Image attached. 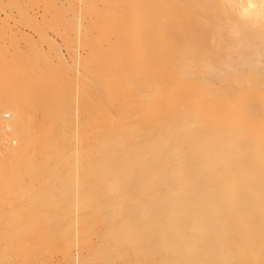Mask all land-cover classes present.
<instances>
[{
    "label": "bare ground",
    "instance_id": "obj_1",
    "mask_svg": "<svg viewBox=\"0 0 264 264\" xmlns=\"http://www.w3.org/2000/svg\"><path fill=\"white\" fill-rule=\"evenodd\" d=\"M226 4L237 6L236 12L228 14ZM78 12L79 34L87 50L83 60L79 58V66L95 86L99 102L106 109L110 105L108 110L112 108L118 122L112 121L111 113L108 112L109 118L100 110L98 101L88 100L90 95L80 84L83 94L88 95L84 101H88H79L83 106L74 114L78 113L81 121L75 115L72 121L81 122V128L77 138L74 130L75 134L70 135L66 117L62 120L65 124L57 123L61 113L65 115L73 109L72 85L52 91L42 74L31 78L29 102L9 94L10 91L0 96V132L4 135L0 142L12 144L0 147V217L10 214L9 220L0 221V238L5 241L11 236L13 241H6L15 242L6 248L12 252L29 248L19 232H27L30 224L36 236L41 234L40 227L50 233L55 230L54 224L56 228L61 225L67 234L62 237L67 239L73 236L68 235L76 224L74 240L78 241L73 244L78 242L77 246L85 250L89 262H84L88 263L264 264V163L254 166L253 160L245 158L246 152L241 150L244 147L238 149L236 145L234 150H227L234 145L226 142L231 145L227 148L222 142V147L217 136L214 142L219 144L208 142L210 136L205 133L221 132H215L213 127L210 132H200L205 124L201 130L198 126L189 131L188 125L183 127L187 119L179 118L184 123L180 121L179 128L189 131L181 135V129L170 125L171 117L175 119V114L177 117L187 110H172L168 123L166 107L163 110L161 105L176 82L167 73L172 60L200 55L205 39L224 38L227 33L224 36L219 30L212 36L204 35L218 16L227 20L230 15L253 21L263 19L264 0H80ZM188 25H192L191 30ZM59 69L58 74L51 72L47 76L71 82L67 71ZM157 86L162 87L153 92ZM142 92L148 100L147 113L141 111L145 105L139 100ZM58 95L63 102H58ZM181 100L186 101L181 98L175 102L179 109ZM199 107L193 108L202 114L201 104ZM197 113L193 116H199ZM37 118L42 123L39 131H34L38 128L34 129ZM141 126L147 128L146 132ZM199 132L202 138L207 135L205 142ZM72 140L82 145L72 146L77 148L75 152L74 148L71 150L74 160L67 162L73 153L66 155L67 145L63 148L62 143L68 141L70 147ZM4 149H8V154H3ZM237 159L243 163L237 164ZM69 163L77 168V172L72 171L77 173L74 185L79 188L76 191L74 187L75 194L70 191L74 176L69 182L67 172L60 178L55 171L58 164L65 168ZM238 178H244L243 183ZM13 200L18 201L17 205L6 210ZM72 207L81 213H59L71 212ZM17 234L20 240H16Z\"/></svg>",
    "mask_w": 264,
    "mask_h": 264
},
{
    "label": "rangeland",
    "instance_id": "obj_2",
    "mask_svg": "<svg viewBox=\"0 0 264 264\" xmlns=\"http://www.w3.org/2000/svg\"><path fill=\"white\" fill-rule=\"evenodd\" d=\"M79 1L78 0H0V72H1L0 96L5 94V92L6 94H8L10 91L9 94L14 93L13 95L20 96L21 100L25 102H29V100H31L30 81L32 77H35L38 74H42L43 78H45L46 85L49 88H51L52 91L58 87L63 86L62 88L65 89L72 85L71 86L72 97L74 96V98H76V99L73 98V102H74L73 109L69 111L70 113H68V111L65 112L66 116L63 113H61L60 114L61 117L60 119H58L57 125L60 126L61 124H65L64 121L66 117V126L67 129L69 128V134L74 135L76 133L74 135L76 138H77L76 135L78 134L81 128V127L78 128L81 122L76 123L74 120L77 118L80 106L81 105L83 106L82 102L79 101L83 100V103L85 104V102L93 98L92 101L93 100L98 101L100 110L103 111L105 114H107V116L110 115L109 113H111V111L113 112L111 107H110L111 111H109L110 109L108 110L110 106L109 104H108V108L106 109L99 102L98 100L99 96L97 94L95 86L89 82L90 80L88 76L83 72V67H80L82 65L79 66V62H80L79 58L83 60V57L87 52L86 48L82 44V37L79 34V29H80L78 25V20L80 18L79 17L80 14L78 16V13H80L78 12ZM237 8H238L237 6L233 8L228 4L225 5L226 11L229 12L228 14L235 13ZM255 8L256 6L250 7L249 10L253 11ZM230 16L231 18H229V20H227L226 17L221 18L222 16H218L217 18H215L217 20L208 26V31H206L207 33L204 34L206 35V37L212 36V34L216 33L217 30H219L224 33V36L225 33H227V35L224 38H222L221 40H215V39L210 40L209 38L205 39L202 47V50L204 49V51H201L202 53L200 55L194 54L193 56L195 60L193 59L192 54H190L192 57L191 56L188 57L186 55L187 57L184 56V58L182 56V57H178V59L177 58L175 60L173 59L175 62H173L172 60L171 62L172 65L170 63L171 66L169 65L170 67L169 66L167 67V73L170 75L169 77L171 81L173 82L174 80H176V82L174 81L175 83H173L172 88L170 90L171 92L168 95V97L166 96L162 98L167 103L168 102L169 103L167 104L165 103V101L162 102V99L159 102H162L161 105H163L162 106L163 110L166 107V110H164V112L166 113L165 115H167L168 117L167 118V120H169L168 123L169 122L171 123V118L174 120V121L172 120V123L170 124L172 125V128L175 127L174 129L177 130L178 127V129H181L182 128L181 125L185 123L183 127L188 125L186 126L187 130L191 131L190 130L191 128L193 131V128L194 127L196 128L198 126L199 128L201 127L200 128L201 130L202 126L205 124V126H203L204 129H202L203 131L202 130L200 131L202 133L203 132L205 133V131L210 132L212 130L211 127H213L214 128L213 130L215 132L218 131L221 132V134L220 133L213 134V131L212 133L209 134L205 133L209 135L211 138L207 140L208 142L210 140V142L212 141L213 143H215L214 141H217L216 138H218V140L220 139L221 141L220 144L222 142L224 144H226V142H230L231 145H234L233 147H231V145L227 143L226 144L227 146L226 145L225 146L227 148L229 146L231 147L228 148L227 150L230 149L234 150L236 145H237L236 148L238 149L244 147V149L241 150L246 152L245 158L248 157L250 160H253L254 163L252 164H254V166L258 167L260 165L261 167L263 166L264 163V36H263L264 18L263 19L258 18L257 21H253L251 19H248L249 17L239 18V17H232V15ZM191 26L192 25H188L187 29L191 30ZM58 56H60L61 58ZM195 57H197V60ZM57 60L61 62L59 63ZM183 61L184 62L189 61V63L187 62L184 63ZM177 62L179 66H177L178 65ZM190 63L192 66L190 65ZM184 65L186 66V68L183 67ZM60 67L64 71H67L65 72V74L66 73L69 74L68 77L71 80V82L69 81L65 82L64 79L63 80L58 79V77H56L53 73L52 74L55 76L54 77L55 79L53 78V80H51L50 78L51 75L47 76V74L48 73L51 74V72H55V74H58ZM171 67L173 68L176 67V69H173ZM49 70H54V71H49ZM59 80L61 81V84H59ZM63 83H67V84H63ZM80 86L82 89H84L86 94L90 96L86 94L84 95L83 94L84 91L82 92V89L79 88ZM76 87H78L77 93H76ZM84 87L88 89L86 90ZM158 87L161 89L162 86L155 87L153 92H157L158 90H160L158 89ZM179 90L184 91V93L179 92ZM79 92L80 94L82 93V95H80ZM86 96H88L87 97L88 100L84 101ZM146 98H147L146 94L142 92V94H140L139 100L141 102L140 103L141 105L142 103H145V105L143 104L144 110L143 108H141V111L147 113L149 111V108L146 107V103H148L147 102L148 100L146 101ZM177 98L179 99V101L181 98H183L184 100L186 99L185 102L183 100H181L183 101V103L180 102V107L182 106L185 109H183L182 107H181L182 109L181 108L179 109L178 108L179 105L178 107H176L177 105L176 103L178 101ZM175 99L177 100L174 101ZM62 100H63L62 97L58 95V102L59 103L63 102ZM159 102L157 103L158 105H160ZM186 102L188 103V105ZM75 103H79V106L78 104L76 105ZM200 104H201V108H203V110H201L202 114L194 109L195 106L196 109H199ZM174 109L176 111H179V113L181 112V110L182 112L186 110L187 111L184 113H180L181 115H178L179 117L178 116L176 117L175 114V119H174L173 115L170 118L171 112H173L172 110ZM175 110L174 113H176ZM75 112L78 113H76L75 115L74 114ZM1 113H3L2 108H0V114ZM195 113H197L196 116L199 115L201 118L204 117L203 120L200 119L199 116L194 117ZM113 114L110 115L112 121L118 122L119 117L114 116L116 115V113L114 115ZM68 115H70L71 117ZM74 115L76 116L75 119L73 118L75 117ZM186 115L190 117L187 118ZM62 116H64V118H62ZM28 117L29 118L27 119L29 122L30 114H28ZM179 118L181 120L182 118L183 120L187 119L186 120L187 123L186 122L183 123L182 122L183 120L181 121ZM72 119L74 120L72 121ZM196 119H199V121H196ZM207 119H209V121ZM37 120H39V122L35 120L37 124L35 122L34 129H36L37 127L38 128L34 131L37 130L39 131L40 124L42 123L41 119L37 118ZM62 120L64 121L62 122ZM76 120L81 121L78 118ZM201 121L203 122L201 123ZM74 122L77 125H75ZM179 122L182 124L180 125ZM199 123H201V125ZM0 125H3V123L0 122ZM71 126H72V130L70 131ZM76 126H77V130H75ZM140 129L143 132H146L147 128L141 126ZM140 129L138 128L139 132ZM183 129L186 130V128ZM73 130L75 131V133H72ZM184 130L181 129L179 131V132L182 131L181 135H183L182 133L185 134V132L189 133V131H184ZM0 133H1L0 136H2L3 135L2 131ZM201 134H200V138H202ZM205 134L202 136H204L203 138L206 140L207 135ZM210 134L212 136L215 135L214 139L216 140L212 139ZM3 137L2 138L0 137V139L3 140ZM223 137L225 139H223ZM76 138H74L73 140L77 141ZM75 141L73 143L69 142V145L71 143L70 145L71 148L67 144L68 141L62 143V145H64L63 148L66 145H67L66 147L68 148V149L64 148L65 151L67 150L66 155L71 156V153H73L71 152V150L73 148L75 152L76 147H72V146L79 145V142L77 143ZM223 143L221 145L222 147H224ZM3 144L5 145L6 148L7 146L10 147V145H12L11 143L10 145L5 144V142L2 141L0 142L1 148ZM80 144L82 145V143ZM81 145H79V148L81 147ZM189 146L192 148L191 145ZM191 148L187 147L188 151L189 149L191 150ZM5 150L8 151V149H4V153L3 152L2 153L8 154V152H6ZM68 151L70 154L68 153ZM259 153L261 154L259 155ZM73 155L74 153L72 154L71 158H68V160L70 159V161L67 162H73L74 160ZM241 160L242 159H237V164H242L243 160L242 162ZM72 164L73 163H71L70 165L69 163L70 167L67 164L68 167L65 166V168H63L64 167L63 164H58L59 166L61 165L60 166L61 168L58 165L55 166L57 167V170L55 171L58 172V173L56 172V174L57 175L60 174L59 177L63 178L65 175L64 173L67 172L66 174L68 175H66L67 176L66 179L69 180V182L70 180L72 181V179H69L70 176L71 177L74 176L73 179L75 177L77 178V173L72 172L74 169L77 172V168L76 167L73 168ZM0 167H1L0 168V172H1L0 178H1V176L3 175V166L0 165ZM136 168L137 167L133 169L137 170ZM70 173L74 175H71ZM75 179L73 180V184L70 189L71 193L74 192L73 194H75V192L78 191L79 189L75 187L76 185H74ZM241 180L244 181V178H238L237 181H241ZM56 183L58 184L59 182ZM239 183H243V182L241 181ZM74 187L77 189L76 191L74 190L75 189ZM13 198H16V196H13ZM13 203L11 202L10 205L8 206L5 205L6 210L9 211L13 207H15L18 201L14 202L13 200ZM75 208H73V210L71 209V212L69 210L66 212L63 211L64 213L62 211L59 213L75 214V212H77L78 210L77 208L76 209ZM78 212L81 213L80 211ZM78 212L76 214H79ZM6 215L7 214L0 217L1 222L6 221L7 217H9L10 214H8L7 217ZM27 222L28 221L26 220L25 223L26 227L29 224V223L27 224ZM61 223L62 222H60V224ZM64 223L67 225V222ZM42 225L44 224H41V226ZM74 225L76 226V224H73L72 228L70 227L71 233L69 232L70 234L68 235L70 237L72 234L73 236L71 237H73V239L71 237L67 239L68 237L65 236L67 234L63 233L64 231L61 228V225L59 226V228H56L57 227L56 224L53 225L55 226V230L52 229L51 231L52 233L50 232L51 234L47 232L48 230H44V228L40 227L41 234L40 235L37 234L38 236H36V233L34 235L33 231L35 228H30L31 224L29 228L33 233L30 232L28 227L26 229L28 234L26 231L25 232L21 231L22 234L20 235L21 232H19V228L17 230L15 229L16 232L17 231L19 232V236L24 237V238L20 237L21 239L25 241L27 240V244H29V248H27L26 250H21L16 252L14 251L15 253L8 248L9 249L8 251L6 247L8 246L11 247L12 244L15 243V242H11L12 244H10V242L8 243V241L11 238L13 239V237L9 236L7 237V239L5 238V241L3 237H2L3 240H1L2 238H0V264H93V263H88L89 261L85 257L87 253H85V250L83 251V249L79 246V244L77 246L78 242L73 244L74 242L78 241V239L76 241L74 240L76 238L75 236L76 228ZM32 226L35 227V224H32ZM60 229L62 232L60 231ZM63 234H65L64 236L66 237V239L65 237H62ZM17 236L18 234L16 235V237ZM18 238L19 237H17L16 240H20V238L19 239ZM3 251L7 254H5ZM65 255H67L68 257ZM84 260L88 262H84ZM115 264H123V263L120 261H116ZM137 264H143V263L139 262Z\"/></svg>",
    "mask_w": 264,
    "mask_h": 264
},
{
    "label": "built area",
    "instance_id": "obj_3",
    "mask_svg": "<svg viewBox=\"0 0 264 264\" xmlns=\"http://www.w3.org/2000/svg\"><path fill=\"white\" fill-rule=\"evenodd\" d=\"M7 119V117H5Z\"/></svg>",
    "mask_w": 264,
    "mask_h": 264
}]
</instances>
